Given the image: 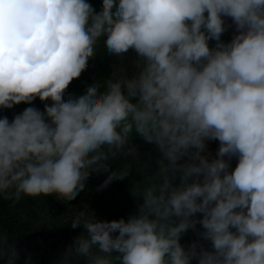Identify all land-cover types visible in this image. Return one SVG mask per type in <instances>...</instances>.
Instances as JSON below:
<instances>
[{"label":"clouds","instance_id":"9594fccd","mask_svg":"<svg viewBox=\"0 0 264 264\" xmlns=\"http://www.w3.org/2000/svg\"><path fill=\"white\" fill-rule=\"evenodd\" d=\"M101 42L135 55L66 93ZM37 98L43 111L0 115V199L122 180L129 164L110 161L139 159L133 134L158 152L131 187L142 202L127 218L81 211L60 264H264V0H0V110ZM0 259H18L6 231Z\"/></svg>","mask_w":264,"mask_h":264},{"label":"rangeland","instance_id":"374dc122","mask_svg":"<svg viewBox=\"0 0 264 264\" xmlns=\"http://www.w3.org/2000/svg\"><path fill=\"white\" fill-rule=\"evenodd\" d=\"M90 4L95 10H99L94 5L95 3L90 2ZM99 45H102V42ZM127 55L128 56L119 59V62L115 65L114 69L127 66L129 64L130 58L134 57L135 54L131 52ZM104 58L105 53L101 50V47L98 46L96 56L88 61L87 67L81 72L80 77L70 82L68 87L70 88L71 93L79 94L86 86V82L102 78L99 72ZM129 71H131L130 68ZM44 103H48V101L41 102L39 98H37L32 102V105L20 103L18 105H14L12 109L0 110V114L6 115L8 118L10 117L9 120H11L14 114L21 112L25 107L28 106H35L43 111ZM133 143L135 144L140 155L141 144L137 142ZM217 147L218 142H208V149L209 151L213 152V154L215 153ZM126 159L127 158L118 157L115 159L116 161L111 160V166L113 168H117L119 165L123 166L126 164ZM232 163L234 166L235 161ZM106 176L107 173L90 174L87 178L85 189L71 196L69 200H65L64 198L57 199L55 194L48 196L43 195L44 203H48V211L51 209L58 210L57 217L45 219L46 216L39 211L40 208L35 206L34 210L30 211V214L26 219L30 221V223H32L36 229H38V233L43 235V229L51 232L54 224L62 223L61 225H64L69 222L68 220H72L74 217H76L81 211H83L85 214H87L88 211H91L98 219L112 220L123 217L125 206L128 203L142 202L140 198L138 200L137 197L133 196L132 193L126 190H120L111 183L106 187L98 189V186L102 183ZM16 212L17 211H13L9 215L13 216ZM45 224L46 228L48 229L45 228ZM17 227L18 225L13 227L11 230L16 229ZM197 227H199V225H197ZM77 228H79L81 232L83 231L82 226L78 225ZM17 229L20 230L22 227L19 226ZM11 230L8 229L7 233L10 240L15 241V249L18 253L16 264H25L26 258L30 259V264H60L61 254L69 245L72 244L71 242L68 245H61L58 248L52 246L53 242L51 244H47V247L41 245L40 243H36L35 245L23 244L20 243L13 234L10 233ZM0 231L4 230H1L0 227ZM186 234L187 242L185 245L197 238L191 229L188 230ZM82 259L83 257L79 258L77 262L82 261ZM0 264H6V259H0Z\"/></svg>","mask_w":264,"mask_h":264},{"label":"trees","instance_id":"16d2710c","mask_svg":"<svg viewBox=\"0 0 264 264\" xmlns=\"http://www.w3.org/2000/svg\"><path fill=\"white\" fill-rule=\"evenodd\" d=\"M95 3L94 5L99 9L101 6V0H89V3ZM231 37L227 32L222 34L221 39L227 41ZM101 47V50L105 53V58L103 60V63L100 67V76L102 78H107L111 71L114 70L115 65L119 62L120 58H116L113 55L109 54L106 51V48H104L103 44L99 45ZM131 53V50L129 51ZM128 53V54H129ZM78 79V78H76ZM66 93H71L70 88L68 87L66 89ZM1 115V114H0ZM10 118V117H9ZM133 142H137L141 144L140 147V155L139 159H133L131 157H128L126 159V163L129 164V176L125 177L122 180H114L111 182V184L120 190H126L133 194L131 191L132 184L136 180H141L143 178V174L141 171L137 170L142 165L148 162V159H153L158 155V152L155 149V146L152 144L145 143L141 138L135 137L133 134ZM113 161H116L113 159ZM122 166L119 165L118 168ZM152 169H148V171H151ZM137 197L139 200V197ZM138 203H128L125 206L123 217L127 218V216L132 213ZM39 207L40 212H42L46 218H54L58 215V210L51 209L48 211V203H44L43 201V195L37 196V197H28V196H22L19 201L13 202L11 200H4L0 199V227L1 230L8 231L11 230L13 227H16L18 225L22 227V229L18 230L17 228L14 230H11V234L14 235L17 240H19L20 243L23 244H32L35 245L36 243H40L41 245L47 247V244H51L53 242V245L55 248H58L61 245H68L71 242H73V239L78 236L81 233V230L79 228H72L70 226V221L67 222L64 225H61L62 223L54 224L52 227L53 233L50 231H46L43 229V235L41 233H38V229L35 228V226L30 223L26 218L30 214V211L34 210V207ZM13 211L17 212L10 216L9 214ZM46 228V224H45ZM48 229V228H46ZM186 233L181 237V243L186 244L187 238ZM76 264H84V258L80 262H76Z\"/></svg>","mask_w":264,"mask_h":264},{"label":"water","instance_id":"95a60500","mask_svg":"<svg viewBox=\"0 0 264 264\" xmlns=\"http://www.w3.org/2000/svg\"><path fill=\"white\" fill-rule=\"evenodd\" d=\"M226 22L230 23V21H226ZM226 32L229 34L230 37H231L232 34H233V30H232L231 27H229L228 30H227Z\"/></svg>","mask_w":264,"mask_h":264}]
</instances>
